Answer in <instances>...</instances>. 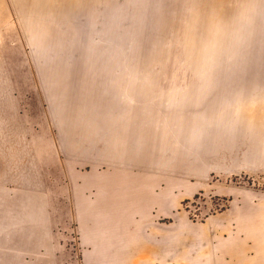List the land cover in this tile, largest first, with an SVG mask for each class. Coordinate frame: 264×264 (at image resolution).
I'll return each mask as SVG.
<instances>
[{
  "label": "rangeland",
  "instance_id": "rangeland-1",
  "mask_svg": "<svg viewBox=\"0 0 264 264\" xmlns=\"http://www.w3.org/2000/svg\"><path fill=\"white\" fill-rule=\"evenodd\" d=\"M261 10L0 0V264H86L78 197L111 168L93 145L117 137L162 183L202 186L182 202L191 220L226 207L210 182L264 189Z\"/></svg>",
  "mask_w": 264,
  "mask_h": 264
},
{
  "label": "crops",
  "instance_id": "crops-1",
  "mask_svg": "<svg viewBox=\"0 0 264 264\" xmlns=\"http://www.w3.org/2000/svg\"><path fill=\"white\" fill-rule=\"evenodd\" d=\"M253 1L261 10L264 0ZM117 138L110 152L93 145L111 168L108 174L94 171L93 195L78 197L75 218L86 264H149L152 258L156 264H264L263 188L210 182L209 193L226 200V207L191 220L182 202L202 186L182 190L162 183L163 170L144 169L148 160L134 158Z\"/></svg>",
  "mask_w": 264,
  "mask_h": 264
},
{
  "label": "bare ground",
  "instance_id": "bare-ground-1",
  "mask_svg": "<svg viewBox=\"0 0 264 264\" xmlns=\"http://www.w3.org/2000/svg\"><path fill=\"white\" fill-rule=\"evenodd\" d=\"M29 180V179H28Z\"/></svg>",
  "mask_w": 264,
  "mask_h": 264
}]
</instances>
